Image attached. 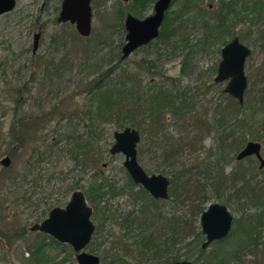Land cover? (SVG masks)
I'll list each match as a JSON object with an SVG mask.
<instances>
[{"label":"rangeland","instance_id":"obj_1","mask_svg":"<svg viewBox=\"0 0 264 264\" xmlns=\"http://www.w3.org/2000/svg\"><path fill=\"white\" fill-rule=\"evenodd\" d=\"M91 1L92 34L88 38L78 35L69 23H57L61 0H16L14 11L0 17V96L3 102H0V161L10 159V167L0 165V202L3 203L0 264H28V261H20L19 256L23 254L26 259L27 249L39 240L47 246L48 257L57 259V264L76 263L69 245H60L66 248L64 251L52 245L47 235L29 231L33 225L43 222L52 209L64 208L76 190L85 194L96 227L85 252L99 257L101 264L112 260L117 253L114 245L118 242L130 244L149 232L154 233L160 243L170 237L168 227H162L164 224L156 217L151 220L153 228L139 225L143 207L162 219L179 222L180 241L175 247L168 241V257L177 255L179 261L191 264H219L213 257L223 253L227 258L224 264H264V206L255 201L258 192L264 193V169L259 170L260 164L254 157L236 160L247 142L260 143L264 159V104L260 102L264 95V7L254 10L255 0H230L235 5L234 14H229L226 24L228 31L215 40L206 36L203 23L209 21V27L215 24L211 19L220 0H194V10L184 14L181 12L185 0H174L167 13L166 37H159L134 51L113 70L109 79L112 85L130 81L138 85L140 107L130 114L141 129L127 125L141 133L138 163L148 175H163L171 182L169 199L158 201L159 211L155 212L147 191L146 194L141 191L143 188L136 186L123 168L122 155L97 153L98 165L93 161V153L85 162L81 157L74 161L73 139L74 136L84 139L87 133L79 119L90 105V98L83 93L84 85L100 67L97 59L105 53L106 45L113 41L115 45L118 43V35L111 27L124 23L127 15L139 20L150 16L157 0ZM199 12L204 15L199 17ZM38 33L41 37L33 55L34 37ZM234 38L251 51L244 66L248 85L242 106L225 93L228 82L217 84L214 81L222 60L221 50ZM87 60L93 61L89 62L95 66L92 71L85 66ZM49 62L54 69L46 76L44 66ZM35 63L40 65V69L36 68L35 81H28L23 103L12 106L9 94L19 85L12 78L13 72ZM158 91L170 95L176 108L164 106L157 125H152V106L147 101ZM234 111L239 112V123ZM41 114L48 118H43L46 121L38 125V130L31 134L17 131L18 138H25V146L20 148L15 144L10 149L9 128L14 122L24 118L30 124L36 123L42 120ZM127 115L119 117L126 119ZM70 117L75 121L69 127ZM67 129L70 133L66 138ZM123 129L115 127L108 136L109 147L113 133ZM142 129L146 132L142 133ZM238 143L242 146L235 150ZM99 146L95 142L94 151ZM238 170L245 175L233 184L232 174ZM99 187L103 188L99 193L103 191L105 196L92 202L87 193L92 189L94 196H98ZM194 203L202 210L221 204L233 218L226 243L211 244L203 255L198 253L204 243L203 234L198 249L195 246L189 251L186 249V245L192 243L187 233ZM125 216L141 220L126 228L121 224ZM259 216L262 218L260 226L255 222ZM248 221L256 228L249 238L243 233ZM196 225L200 229L199 219ZM12 226L28 231L15 244L10 239ZM234 251H240L238 259L232 256Z\"/></svg>","mask_w":264,"mask_h":264},{"label":"trees","instance_id":"obj_2","mask_svg":"<svg viewBox=\"0 0 264 264\" xmlns=\"http://www.w3.org/2000/svg\"><path fill=\"white\" fill-rule=\"evenodd\" d=\"M137 1H138L137 3H139V0ZM142 4H144V1L142 2ZM233 4L235 5V3L230 2V0H220L219 5L217 7V11L214 14V18L211 19L212 22H214L215 24L212 27H209L208 24L209 21L207 23L206 22L203 23V27L206 29V36L209 35V37L214 38L215 40H219L222 34L227 33L229 27H227L226 24L229 19V14H234ZM253 4H254L253 5L254 10H258V9L260 10V8L264 7V0H255ZM184 5L185 6L183 7L181 14L194 10V0H185ZM197 15L199 17H202L204 13L199 12V14ZM177 17H180V14L177 15ZM164 19H165L164 24L161 29L162 30L160 36L161 38L166 37L165 28L168 26L167 14L165 15ZM111 28L112 31L118 35V43L117 45H115L113 41L111 44L106 45V49H104L106 50L105 53L103 54L102 52L99 53L102 54V56L99 55L98 59L97 58L96 59L97 61L100 60L101 62L100 67L97 69L95 68L96 72L94 73L96 74L93 75L92 80L88 81L86 85H84V87L86 88L85 90H83V93H85L86 98L88 99L90 98L89 99L90 105L88 106V110L84 112L83 117L79 119L83 124V128L87 130V133L85 134L84 139H82V137L74 136L73 141H75V149H76V153L74 155L75 157L74 161H77L79 157H81V161L85 162L86 160H88L90 153H93L94 156L93 161H95V165L96 164L98 165V161L95 160L97 153L100 154L101 156H104V154L111 155L109 150L111 146L109 147L110 142L108 136L110 137V134L115 129V127L125 128V129L127 125H129L130 127H136V128L138 127V124H136V122L131 117L132 114H130L132 112H136V110L139 109L140 107L139 101L141 100V97L137 93L138 85H136V83L133 84L131 81L130 83H126L124 81L125 82L124 84L118 83L114 85H112L109 82L113 70L121 66L124 61L122 60L121 49L125 44L124 39L126 35V32L124 31V23L118 24L117 26L113 25ZM12 58H15V56ZM89 62L92 63L93 61L87 60L85 66L88 67L87 69H91L90 71H92V68L95 66L91 65ZM88 64L90 66H88ZM51 65H52L51 62H49V64H46L44 66L46 76H49L50 75L49 71L50 70L52 71L54 69V67ZM104 65L106 66L105 69L103 71H100L101 67H103ZM34 66L32 64V66L29 65L28 68H21L17 72H13L12 78L13 80H15L14 81L15 84L16 85L19 84V85L15 86V88H12L11 89L12 92L9 94L10 95L9 103L10 104L12 103V106L18 107L20 103H23L21 100L25 95L24 94L25 91H27L26 88L29 83L28 81L31 82L35 81V77L37 73L36 68L40 69V65L36 66L35 63ZM23 78L25 79L24 81ZM6 86H8V83ZM156 94H157L156 96L154 95L151 96L147 101L152 106V111L154 116L152 119V125H157L161 117L160 116L161 111L164 108V106L169 105V107L171 108L175 107L172 104L173 101L170 95L161 93L160 91H158ZM1 98L2 97L0 96V102H2ZM133 98L135 100H133ZM260 100H261L260 102L263 105L264 95L260 97ZM125 101H128L126 106H124ZM130 106H132V108H130ZM123 110L124 112H122ZM53 111H55V109H53ZM234 112H235L234 114H235L236 123H239L241 121V118H238L239 112L237 111ZM124 113L128 114L126 116L127 117L126 119L119 117L120 114H124ZM59 115L65 117L64 114L62 115V113L61 114L59 113ZM41 116H42L41 118L42 120H40L41 122L37 120L36 123L30 124L27 122L28 120L24 118H19L18 122H14L13 124L14 126L12 125L9 128L11 142L9 143L8 146L10 149L15 144H17L20 148L22 146H25L26 144L25 138L24 137H23L24 139H22V137L18 138L17 131L18 133L22 131L31 134L32 131L38 130V125L39 124L41 125V123L46 121V120L43 121V118L44 119L48 118L46 114L45 115L41 114ZM68 119H69V127H70L71 125H73L75 120L74 117L73 118L70 117ZM138 128L141 129V127ZM141 132L144 133L146 132V130L142 129ZM69 133L70 131L67 129V132L65 133L66 138L67 135H69ZM229 136L230 134L227 135V137ZM69 137L70 136H68V138ZM79 140L83 141L82 145L80 144ZM95 142L98 144V146L100 145L99 147H97V151H94ZM241 146L242 145L238 143V145L235 146V150H238L239 148H241ZM244 175L245 172L241 170H238L236 171V173L232 174L233 184L238 177H239L238 179L240 180L241 178L244 177ZM101 190H103V188L99 187L97 192L99 193ZM141 191H143L146 194V191H144V189H141ZM87 194L89 195V200H91L92 202L95 200V198L102 199L105 196V193H103V191L101 192V194L99 193L98 196H94L92 189L89 190ZM151 201L153 205H155L154 211L158 212L159 210L156 207L158 201L152 198ZM255 201L260 202L264 206V193L258 192L256 194ZM2 205L3 203L0 202V208H2ZM191 210H192V217L188 224L189 228H188L187 237L192 238V243L186 245L187 251H189L190 250L189 248H191L192 246H195V248L197 247V249L199 247V243L202 240V232L197 227L196 223H198V219L200 218L201 214L205 212V210H202L200 208V205H197L195 203L193 207H191ZM141 213H142V221L139 225L144 224L147 225L149 229L153 228L154 223L151 220L152 218L154 219L156 217L157 221L160 219L162 224H164L163 226L161 225L162 227H168L169 230L168 229L167 230L170 233V237H167L166 241L160 243L158 238L155 237L154 233L149 232L148 235L145 234L142 235V237L139 238V241H132L130 244L123 241L118 242L117 244L114 245L116 246L114 249H116L117 253L113 256L110 262H107L105 264H169L179 261L180 257L177 255H175L174 257H170V256L168 257L169 255L168 241H170L173 247H175L177 242L180 241L181 232L179 231V229L181 227H179L180 226L179 222L173 219L169 221H167L166 218L162 219L161 217H159V215L150 212V209L148 210L145 207L142 208ZM139 220L132 219L131 216H125L121 218V224L123 227L131 228L133 223H136ZM255 222L257 223L258 226H260L262 224V218L260 216L256 217ZM246 224L247 225L243 233L247 236V238H249L251 235L255 233L256 228L254 227L251 221H248ZM237 226H239V221L236 223V227ZM9 230H10L9 231L10 239L13 240V244L23 239L28 232L27 229L25 228L16 229L13 226ZM37 236L43 237L40 234H37ZM49 240L52 245L56 246V248L59 247L64 251L66 250V248L60 246V244L56 243L51 238ZM223 243H226V241H219L215 245L223 244ZM46 247L47 246L44 244V242L39 240L38 242H36V244L32 245L30 248L27 249L26 252L28 254V257L25 259L23 257V254H21L19 256V260L23 262L28 261V264H57L56 262L57 259L48 257L47 255L48 249H46ZM200 247L198 253L203 255L204 250H202V246ZM163 253L167 256H165ZM232 254L234 258L238 259L240 256V251H234ZM188 255L189 254L186 255L187 258H189L190 256ZM215 260L219 264H224L227 258L224 256L223 253H219L217 257L215 256L213 257V261ZM70 264H76V263L74 261H71ZM211 264H213V262H211Z\"/></svg>","mask_w":264,"mask_h":264},{"label":"water","instance_id":"obj_3","mask_svg":"<svg viewBox=\"0 0 264 264\" xmlns=\"http://www.w3.org/2000/svg\"><path fill=\"white\" fill-rule=\"evenodd\" d=\"M128 2L129 0H124ZM58 12L57 23L71 24L75 27L76 33L83 38L92 34L93 12L91 0H61ZM174 0H157L153 5V12L150 16L139 20L133 15H127L124 19V31L126 32L124 45L121 49L122 60L130 57L134 51L149 45L160 35V28L164 24L165 15L171 9ZM16 0H0V17L14 11ZM38 33L34 37V55L38 49L40 39ZM251 55L249 48L245 47L238 38L232 39L229 44L221 50V62L217 68L215 83L228 82L224 91L231 98L238 101L242 106L248 79L245 76L244 66ZM113 143L109 148L110 154H120L124 157L123 168L127 171L131 181L142 187L149 196L156 201H165L170 195V180L163 175H148L138 163L137 146L141 141L138 130L127 127L122 131L113 134ZM254 157L259 170L264 169V159L261 153V144L247 142L236 157L237 161ZM5 168L10 167V159L6 157L0 161ZM200 231L205 237L202 250H206L211 244L226 239L231 233L233 218L228 208L221 204H212L205 209L200 216ZM95 226L92 222V208L89 206L83 192L76 190L64 208L52 209L47 218L29 228L31 233L47 235L60 245L72 248L76 264H101L100 258L85 252L93 239ZM169 264H191L189 261H176Z\"/></svg>","mask_w":264,"mask_h":264},{"label":"flooded vegetation","instance_id":"obj_4","mask_svg":"<svg viewBox=\"0 0 264 264\" xmlns=\"http://www.w3.org/2000/svg\"><path fill=\"white\" fill-rule=\"evenodd\" d=\"M162 26H163V25H162ZM161 29H162V27L160 28V35H159V37L161 36V31H162ZM159 37H158V38H159ZM158 38H157V39H158ZM152 43H153V42H152ZM152 43H150V44H152ZM150 44H149V45H150ZM147 46H148V45H147ZM201 215H202V214H201ZM199 219H200V218H199ZM229 235H230V234H229ZM229 235H228V236H229ZM204 238H205V237H204ZM227 238H228V237H227ZM227 238H226V239H227ZM226 239L219 240V241H226ZM204 241H205V239H204ZM204 241H203V242H204ZM219 241H217V242H219ZM217 242H215V243H217ZM204 243H205V242H204ZM204 243H203V244H204ZM215 243H213V244H215ZM206 250H207V249H206Z\"/></svg>","mask_w":264,"mask_h":264}]
</instances>
